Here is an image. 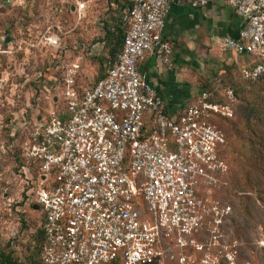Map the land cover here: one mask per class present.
<instances>
[{"label":"built area","instance_id":"1","mask_svg":"<svg viewBox=\"0 0 264 264\" xmlns=\"http://www.w3.org/2000/svg\"><path fill=\"white\" fill-rule=\"evenodd\" d=\"M218 1L49 0L58 18L73 20L53 22L41 42L51 33L66 44L64 54L87 51L89 40L76 32L95 10L123 38L93 86L80 88L81 64L63 61L46 84L47 108L12 114L25 203L39 207L44 232L40 264H250L228 240L234 208L223 197L236 90L220 98L204 90L172 116L139 69L148 56L173 66L175 43L163 31L176 4ZM224 1L242 28L219 49L245 58L240 78L264 86V0ZM257 245L264 249V239Z\"/></svg>","mask_w":264,"mask_h":264},{"label":"rangeland","instance_id":"2","mask_svg":"<svg viewBox=\"0 0 264 264\" xmlns=\"http://www.w3.org/2000/svg\"><path fill=\"white\" fill-rule=\"evenodd\" d=\"M100 16L98 10L91 12L76 32L89 40L85 43L87 51L64 54V42L60 43L51 33L44 42L41 38L53 22L59 19L71 22L72 17L62 15L58 18L49 0L0 3V133L5 114L19 113L28 106L47 108L43 102L48 91L46 84L55 77V67L63 61L82 65L79 84L83 88L92 86L104 74L111 62L112 48L115 44L119 46L116 43L119 34L108 46L98 41L105 36L108 23L99 22ZM7 36L13 41L4 45ZM6 51L9 53H4ZM100 54L102 58H98ZM215 69L217 73L203 80L202 87L218 98L229 87L236 90L241 100H249L252 94L264 97V86L242 80L224 65L214 66ZM222 70L226 72L221 73ZM225 127L228 145L224 157L228 172L223 197L234 208L227 230L228 240L238 245L242 261L264 264V249L257 245L264 239V166L260 164L256 169L253 162L244 157L251 154V144L247 141L251 134L243 120L239 118ZM20 170L18 161L0 155V252L11 251L19 264H37L41 255V218L39 211L26 206V186Z\"/></svg>","mask_w":264,"mask_h":264},{"label":"crops","instance_id":"3","mask_svg":"<svg viewBox=\"0 0 264 264\" xmlns=\"http://www.w3.org/2000/svg\"><path fill=\"white\" fill-rule=\"evenodd\" d=\"M241 28L240 19L224 0L199 9L180 2L171 9L163 37L175 43L173 66H161L154 56H148L139 67L164 98L170 115H179L194 96L209 90L202 84L203 80L210 79L212 73H217V69L213 70L214 66L221 68L224 65L230 69L229 72L232 70L240 77L239 67L245 58L221 51L219 42L223 38L238 39ZM98 41H104V37ZM120 51L121 48L113 60L110 56L111 62L116 60ZM225 72L222 70L221 73ZM79 80V87L86 89L81 87Z\"/></svg>","mask_w":264,"mask_h":264},{"label":"trees","instance_id":"4","mask_svg":"<svg viewBox=\"0 0 264 264\" xmlns=\"http://www.w3.org/2000/svg\"><path fill=\"white\" fill-rule=\"evenodd\" d=\"M111 30H112L111 27L107 24V27L105 28L104 42H106V46L110 45V43L115 39L116 35L119 34L116 41V43L118 42L119 46L115 44L110 52V56L112 57L113 60V58L115 57L114 55H116L118 53V50L122 48L123 32L119 25L114 26L112 32ZM239 100H240V104L238 106L237 119L240 118L243 120L247 128L250 129V134H251V138L247 139L249 144H251V154L244 155V157L246 156L248 161L253 162L252 166L254 165L256 169H259L260 164L264 166V97H262L259 94H252L249 100L247 99L241 100L240 97ZM255 125L257 126L254 127ZM238 187H240L239 183H238ZM239 189L242 190V187ZM39 234H40V251H39V255H40L44 246V232L41 228L39 230ZM0 264H19V263L18 260L14 258L13 253L11 251L10 252L2 251L0 252ZM34 264H36V262ZM37 264H40V259L38 260Z\"/></svg>","mask_w":264,"mask_h":264},{"label":"flooded vegetation","instance_id":"5","mask_svg":"<svg viewBox=\"0 0 264 264\" xmlns=\"http://www.w3.org/2000/svg\"><path fill=\"white\" fill-rule=\"evenodd\" d=\"M11 119V113L4 115L0 133V155L6 156L8 158H14L13 150L11 148Z\"/></svg>","mask_w":264,"mask_h":264},{"label":"water","instance_id":"6","mask_svg":"<svg viewBox=\"0 0 264 264\" xmlns=\"http://www.w3.org/2000/svg\"><path fill=\"white\" fill-rule=\"evenodd\" d=\"M9 1H11V0H2L3 3H8ZM72 10H74V7H72ZM12 41H13V38L11 36H7L6 39H5L4 45L10 44V43H12ZM34 210L38 211L39 207L38 206H34Z\"/></svg>","mask_w":264,"mask_h":264}]
</instances>
